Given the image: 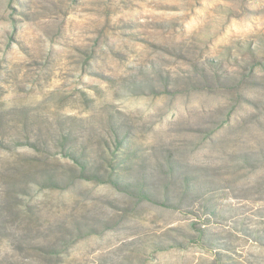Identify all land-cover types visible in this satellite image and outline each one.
Wrapping results in <instances>:
<instances>
[{
    "label": "rangeland",
    "instance_id": "obj_1",
    "mask_svg": "<svg viewBox=\"0 0 264 264\" xmlns=\"http://www.w3.org/2000/svg\"><path fill=\"white\" fill-rule=\"evenodd\" d=\"M0 264H264V0H0Z\"/></svg>",
    "mask_w": 264,
    "mask_h": 264
}]
</instances>
